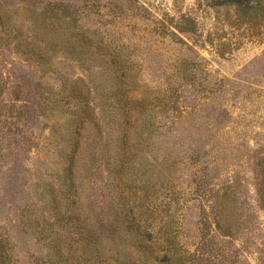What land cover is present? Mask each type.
<instances>
[{
	"label": "rangeland",
	"instance_id": "rangeland-1",
	"mask_svg": "<svg viewBox=\"0 0 264 264\" xmlns=\"http://www.w3.org/2000/svg\"><path fill=\"white\" fill-rule=\"evenodd\" d=\"M61 1L0 0V264H261V29L216 0H63L79 9L77 33L56 19L62 10L50 3ZM74 46L78 58H66ZM88 84L101 89L95 103L103 139L89 117L80 135L69 127L72 99L47 106L55 112L46 130L24 102L36 100L37 88L67 85L78 94ZM123 88L132 99L129 117L114 115L107 102L115 93L119 105ZM124 134L139 172L127 173L119 157H112L110 178L104 160L90 171L100 138L109 136L115 154ZM69 135L79 144L66 198L61 190L71 180L63 153L76 147L63 141ZM130 178L140 185L135 209L142 219L124 243L104 236L95 247L73 221L57 225L54 217L62 218L67 204L83 217L92 204V222L113 227ZM219 218L239 222L240 236H221Z\"/></svg>",
	"mask_w": 264,
	"mask_h": 264
},
{
	"label": "trees",
	"instance_id": "trees-1",
	"mask_svg": "<svg viewBox=\"0 0 264 264\" xmlns=\"http://www.w3.org/2000/svg\"><path fill=\"white\" fill-rule=\"evenodd\" d=\"M84 2H88L89 0H83ZM51 7L53 8V11L55 8L59 9L61 8L62 12L55 11V14L59 21H61L62 24L66 25L67 27L73 29V31L79 29V9H74V11L71 9L69 10V3L65 1L58 2L56 4H51ZM215 5L220 6H233L237 9L238 16L240 18V21L242 23H246L249 25H255L261 29V31L264 33V0H216ZM81 28V27H80ZM76 34V33H75ZM102 42V41H101ZM74 48V53H70L69 55H65L66 58H78V50L76 49V46ZM116 64L120 63V60L118 58L115 59ZM50 70H52V67H49ZM128 90L126 88H123L120 90L121 94L119 97V105H114V99L113 97L116 96L114 94H110V98H108V104L112 105V110L115 111L114 115H116L118 112H122L125 114L126 117L130 116V104H131V98L128 95ZM34 99H24L25 103H29L34 105L35 109L38 111V118L40 120H44V123H42L41 128L46 130L47 124L45 123L46 120L50 118V114L54 113L55 110L50 107H47L51 103H59V101L62 100H73V104L75 105V108L70 111V113L67 116V122L69 123V127H73V131L76 134L81 133V129L83 127V121L85 118L89 117L94 121V125L97 128L98 135L104 136L105 128L101 126V123L99 121V118H101L102 112L100 111L99 107L95 103V98L98 97V95L101 93V89L97 87V85H85L83 90L79 92L78 94L75 93L74 89L69 90L67 85H63L58 89H54L53 87L50 88L48 91L41 90L40 88L35 89L33 91ZM117 94V93H116ZM36 96V97H35ZM150 99H143L140 101L142 105L145 106V104H148ZM50 110V111H49ZM50 112V113H49ZM101 112V113H100ZM153 113H150V120H153L154 115ZM58 118L61 120H64V116L62 117L61 113H59ZM72 133V131H71ZM73 134V133H72ZM106 137L105 140L98 141V149L96 153L93 155L91 159V166L89 170L95 169L96 164L99 160H104L106 166H107V174H109V178L112 175V172L114 171V167L112 165V157L115 158V162L121 163V166H124L127 164L128 170L127 173L130 171V168L136 170L139 172V161H137L138 153L136 151H132L127 146L128 142L130 141L129 135L124 134L120 138V143L118 145H115V151L114 154L111 147H110V139ZM63 141L69 142L71 144H75L76 147L71 149L70 151L64 150V156L69 160V165L65 168L66 169V175L65 178L68 177L66 180L67 182L71 180L70 187H66L65 189H62L61 192L65 195L66 198L71 197V192L73 190V186L75 185V177H74V161L76 157V151L79 144L78 135L73 136H63ZM104 144L105 147L102 149L103 151H100V144ZM123 150L124 158L120 155L121 149ZM259 165L264 164V157L259 160ZM117 166V164H116ZM132 182V190L130 191L129 195L125 196V200L122 204V208L118 209L117 212L113 213L111 216L115 219L113 222L114 226L112 227L110 225L104 224V222L99 218L96 223L92 222V214H94L93 205H89V212L86 211V215L83 217L79 215H73L72 213H69L68 211L71 209V204H67L64 215L67 214V219L62 218L58 219V217H54L55 220H58L57 225L58 226H65L66 224H71L73 221V224L76 227H80L87 231L89 233V236L91 237V240L95 243V247H98V245H101V242L104 241V236H110L112 237L116 242L118 243H124L127 239L128 232L133 228L137 227L138 229L141 228V219L142 215L136 211L135 207L141 206V200L138 197V190L140 189V185L136 184L135 182L138 181L137 178H130ZM229 185L228 187H230ZM52 190H55L52 188ZM258 195L259 199L264 206V180H261V183L258 186ZM134 196L135 199H132L131 197ZM236 196V195H235ZM56 197V196H55ZM43 199H46V197H43ZM55 199V198H54ZM132 200V201H131ZM77 201L74 200L73 203H76ZM138 202V203H137ZM54 208V205H53ZM55 208L56 205H55ZM54 211V210H53ZM94 220V219H93ZM226 220L227 219H223ZM222 219H215L214 224L217 231H219V234L224 237H229L231 239L238 238L240 229H239V222H226ZM112 224V225H113ZM107 227H110V230H108ZM1 241V240H0ZM261 253V264H264V242L262 243V247L260 249ZM173 264H176L173 263Z\"/></svg>",
	"mask_w": 264,
	"mask_h": 264
}]
</instances>
